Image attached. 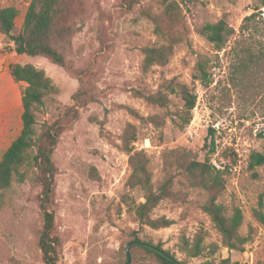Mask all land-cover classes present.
Instances as JSON below:
<instances>
[{
    "label": "rangeland",
    "instance_id": "rangeland-1",
    "mask_svg": "<svg viewBox=\"0 0 264 264\" xmlns=\"http://www.w3.org/2000/svg\"><path fill=\"white\" fill-rule=\"evenodd\" d=\"M175 1L182 20L173 31L181 34L182 42L174 46L165 65L155 64L146 72L142 48L165 41L142 11L159 12L161 0H83L78 31L61 49L66 68L45 57L16 54L0 32V157L22 127L23 84L14 82L9 65L31 63L42 68L58 89L35 111L37 134L43 135L49 125L59 126L52 153L56 171L50 205L60 240L58 264H125L124 247L134 233L161 244L180 264H264V226L252 213L264 195V165H248L251 152L264 150V62L236 72L238 57L248 43L255 52L264 49V5L259 0ZM28 2L0 0V6L14 5L20 11L13 34L21 29ZM254 10L252 34L240 33L243 18ZM220 18L235 28L240 41L236 50V37L217 51L198 32L202 24ZM200 55L209 60L212 82L207 86L193 79ZM171 78L197 94L192 119L184 129L174 127L171 119L182 106L177 94H169L167 106H160L135 93L165 92L162 86ZM128 107L144 117L156 115L157 121L141 122ZM128 122L138 128L133 144L147 154L155 188L171 180L170 195L151 213L172 220L167 227L139 226L124 203L126 194L137 202L144 200L143 191L127 183L131 168L121 136ZM173 149L187 150L199 160L208 154L209 163L222 171L225 187L217 201L229 211L241 208L239 232L251 238L242 251L222 245L220 233L202 209L208 194L189 187L175 165L165 171L166 157L168 162L178 154L168 152ZM40 192L38 183L15 180L0 190V264H44L38 245ZM182 233L188 238L203 235L201 255L188 257L179 249ZM129 253V264H162L138 246L129 248Z\"/></svg>",
    "mask_w": 264,
    "mask_h": 264
},
{
    "label": "trees",
    "instance_id": "trees-1",
    "mask_svg": "<svg viewBox=\"0 0 264 264\" xmlns=\"http://www.w3.org/2000/svg\"><path fill=\"white\" fill-rule=\"evenodd\" d=\"M259 3L264 5V0H259ZM84 8L83 0H29L23 15L21 29L17 34H13L16 18L20 11L14 5L0 6V32L6 37L9 49L16 54L45 57L49 62L66 68L65 56L61 49L78 31L77 23ZM142 13L154 24V32L165 41L161 45H147L142 48V70L146 72L155 64L165 65L173 53L174 46L182 42L181 34L173 31L174 27L181 24L182 14L180 6L175 0H161V9L157 13L151 12L148 8ZM255 13L254 10L243 18L239 27L240 33L247 31L249 35L252 34L251 30L255 28ZM198 32L217 51L224 49L231 37H236L233 42V50H236L240 44L235 28L224 18L202 24ZM249 44L243 48V56L238 57L239 60L236 64L238 73L248 70L252 64L257 65L261 61L264 62V49L255 52ZM208 62L207 56L200 55L193 74L194 80H199L206 86L212 82ZM9 74L14 82L23 84L21 88L22 127L19 134L1 154L0 190L8 189L14 180L18 182L32 181L41 186L39 207L42 216V229L39 232L38 245L44 264H58L60 240L55 232V217L53 211L50 210V205L55 189L56 171L52 153L57 143L59 126L49 125L43 135L37 134L35 128V111L44 104L49 94L57 93L58 89L42 68L31 63H11ZM162 88L165 89V92L159 90L155 94H143L139 91L135 93L137 96H143L148 103L160 106H167L169 94H177L182 100V106L176 112V117L171 119L174 127L184 129L192 119V110L197 99L195 90L175 78L166 80ZM74 98H77V94H74ZM127 109L141 122L157 121L156 115L144 117L134 108L128 107ZM138 133V128L128 122L121 136V148L129 154L131 173L127 182L128 186L141 189L144 200L137 202L126 194L124 203L127 210L132 212L137 219L139 226L146 225L153 229L167 227L172 224V220L165 216L154 218L151 213L162 199L170 195L169 181L171 180L167 179L155 188L148 167L149 158L144 150L135 148L133 144L138 138ZM209 151H214L211 144ZM168 152L178 154L170 157L168 162L167 158L169 159V157H166L165 171L169 173V168L175 165V169L183 173L189 187L199 188L208 194L201 204L202 209L220 233L222 245L230 250L242 251L244 244L251 240L250 235H242L239 232L243 222L242 210L240 207L234 206L229 211L223 203L217 201L218 195L225 187L222 171L209 163L208 154L204 160H199L187 150L173 149ZM248 165L251 168L264 165V150L251 152ZM252 213L254 218L264 226L263 194L259 196L257 206L253 208ZM132 241H142L154 245L176 260L161 244L141 240L136 233L133 234ZM177 245L188 257L199 256L205 250L204 237L200 233H197L193 238L186 237L184 233L180 234ZM138 247L151 254L162 264H176L152 250L142 246Z\"/></svg>",
    "mask_w": 264,
    "mask_h": 264
},
{
    "label": "water",
    "instance_id": "water-1",
    "mask_svg": "<svg viewBox=\"0 0 264 264\" xmlns=\"http://www.w3.org/2000/svg\"><path fill=\"white\" fill-rule=\"evenodd\" d=\"M142 246V247H145V248H147V249H149V250H152L153 252H155V253H157V254H159L160 256H163V257H165L166 259H168V260H172V261H174L176 264H180L177 260H174L172 257H170V256H168L167 254H165L162 250H160L159 248H157V247H155L154 245H151V244H148V243H144V242H142V241H130V242H128L126 245H125V247H124V249H125V253H126V262H125V264H129V262H130V253H129V248L131 247V246Z\"/></svg>",
    "mask_w": 264,
    "mask_h": 264
}]
</instances>
